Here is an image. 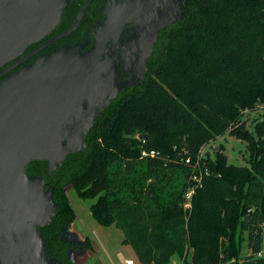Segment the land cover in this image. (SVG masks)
I'll use <instances>...</instances> for the list:
<instances>
[{
    "label": "trees",
    "instance_id": "trees-1",
    "mask_svg": "<svg viewBox=\"0 0 264 264\" xmlns=\"http://www.w3.org/2000/svg\"><path fill=\"white\" fill-rule=\"evenodd\" d=\"M191 1L163 36L152 72L111 99L83 149L51 172L47 160L26 165L53 186L58 204L42 228L46 252L66 258L69 247L92 249L88 237L63 236L76 217L67 185L95 199L93 217L120 227L141 264H168L174 254L184 264H221L239 259L245 245L252 254L262 250L264 112L251 127L244 115L264 109V0ZM226 132L246 142L248 165L229 163L222 144L201 157ZM143 149L159 153L143 156ZM199 155L209 174L185 207Z\"/></svg>",
    "mask_w": 264,
    "mask_h": 264
},
{
    "label": "water",
    "instance_id": "water-1",
    "mask_svg": "<svg viewBox=\"0 0 264 264\" xmlns=\"http://www.w3.org/2000/svg\"><path fill=\"white\" fill-rule=\"evenodd\" d=\"M48 15L44 0H0V65L40 37L50 26ZM122 85L100 48L81 54L69 46L40 54L0 80V257L6 262H40L46 238L38 226L50 221L58 205L53 186L47 187L41 175L28 174L26 165L47 160L51 172L68 154L83 149L96 116Z\"/></svg>",
    "mask_w": 264,
    "mask_h": 264
},
{
    "label": "flooded vegetation",
    "instance_id": "flooded-vegetation-1",
    "mask_svg": "<svg viewBox=\"0 0 264 264\" xmlns=\"http://www.w3.org/2000/svg\"><path fill=\"white\" fill-rule=\"evenodd\" d=\"M48 5V24L39 38L24 50L0 65V71L17 62L37 47L40 49L0 76L33 62L40 54H50L63 47H74L85 54L100 48L114 67V78L122 82L118 93L130 86H138L152 72V64L164 50L169 27L179 22L190 10L191 0H44ZM83 9L81 15L80 11ZM79 17L76 26L68 32ZM61 36L51 42L50 39ZM117 93V94H118ZM42 230L43 227H39ZM42 235L45 237L43 231ZM45 244L40 262L31 264H75L69 247L67 257L60 258L46 252ZM0 264H10L0 257ZM11 264H18L16 261Z\"/></svg>",
    "mask_w": 264,
    "mask_h": 264
},
{
    "label": "rangeland",
    "instance_id": "rangeland-1",
    "mask_svg": "<svg viewBox=\"0 0 264 264\" xmlns=\"http://www.w3.org/2000/svg\"><path fill=\"white\" fill-rule=\"evenodd\" d=\"M263 112V108H258L245 113L244 117L248 118L250 127L255 118L263 117ZM221 144L224 147V152L228 156L229 163L240 166L249 164L250 154L246 142L229 132L217 136L215 140L204 145L202 147V155H210L213 157L215 146H220ZM65 188L67 189L70 202L75 209L76 217L63 228L64 235L69 237L66 233L69 229V238L71 240L82 242L88 237L92 246V249L84 248L78 251H71L70 254H73L72 257L74 256L79 264H121L118 258V252L122 251L127 256L129 255L128 252L133 250L131 245L122 243L124 237L123 230L115 224H100L93 217L90 206L94 203L95 199L79 197L73 186L67 185ZM244 248H246V245ZM132 255L134 264H141L137 255ZM190 260L191 252L188 255V261ZM181 261V256L174 254L168 264H180Z\"/></svg>",
    "mask_w": 264,
    "mask_h": 264
},
{
    "label": "built area",
    "instance_id": "built-area-1",
    "mask_svg": "<svg viewBox=\"0 0 264 264\" xmlns=\"http://www.w3.org/2000/svg\"><path fill=\"white\" fill-rule=\"evenodd\" d=\"M159 152L155 149H143L142 150V155L143 156H155L157 155ZM201 157H202V150H201V153H200ZM199 155V158L197 159V161L195 163H193V166L195 167L196 169V172L194 173V175L192 176V184L190 186V188L188 189L186 195H185V207H190L191 206V198H192V194L193 192L195 191V188L197 186H202V183H203V179L205 177V175H208L209 174V169L208 168H203L202 167V161H201V157ZM186 162L188 163H191V158L190 157H187L185 159ZM258 255L261 254V251H259L257 253ZM126 264H134V261L133 259H126L125 260ZM184 264V262L182 263Z\"/></svg>",
    "mask_w": 264,
    "mask_h": 264
},
{
    "label": "crops",
    "instance_id": "crops-1",
    "mask_svg": "<svg viewBox=\"0 0 264 264\" xmlns=\"http://www.w3.org/2000/svg\"><path fill=\"white\" fill-rule=\"evenodd\" d=\"M69 231L70 230L68 229L67 234L70 237ZM133 251L134 250L128 252L129 255H127V256H125L122 251H119L118 252V258H119L120 263L126 264V262H125L126 259H132L131 254H133V255L136 254V253L134 254L135 251L134 252ZM182 263H183V259L180 262V264H182ZM221 264H264V246H262V250H261L260 255H258L257 253L252 254L250 249L246 246V248H243L241 257L239 259H232V260H229L227 262H223Z\"/></svg>",
    "mask_w": 264,
    "mask_h": 264
}]
</instances>
